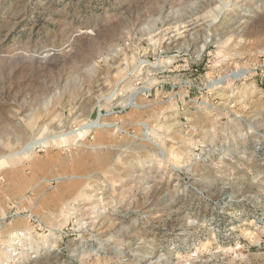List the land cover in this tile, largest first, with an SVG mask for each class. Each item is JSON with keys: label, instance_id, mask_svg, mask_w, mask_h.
I'll return each mask as SVG.
<instances>
[{"label": "rangeland", "instance_id": "obj_1", "mask_svg": "<svg viewBox=\"0 0 264 264\" xmlns=\"http://www.w3.org/2000/svg\"><path fill=\"white\" fill-rule=\"evenodd\" d=\"M51 254L264 264V0H0V264Z\"/></svg>", "mask_w": 264, "mask_h": 264}, {"label": "bare ground", "instance_id": "obj_2", "mask_svg": "<svg viewBox=\"0 0 264 264\" xmlns=\"http://www.w3.org/2000/svg\"><path fill=\"white\" fill-rule=\"evenodd\" d=\"M89 128H94V127H90L89 126ZM38 144H39V142H37V144H35V145L38 146ZM52 252H54V250ZM50 256H51V259H48V261H45V262H42V263H39L40 259H38L37 256H33L32 257L33 260L31 262V264H43V263H45V264H52L54 262V260L52 261V259L57 258V255L56 254L55 255L51 254Z\"/></svg>", "mask_w": 264, "mask_h": 264}]
</instances>
